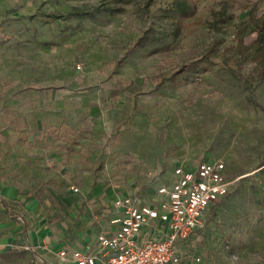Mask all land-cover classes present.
<instances>
[{"label": "rangeland", "instance_id": "rangeland-1", "mask_svg": "<svg viewBox=\"0 0 264 264\" xmlns=\"http://www.w3.org/2000/svg\"><path fill=\"white\" fill-rule=\"evenodd\" d=\"M187 1L177 22L171 0H0V74L38 102L30 130L0 126L1 174L51 205L69 185L148 203L176 166L220 161L233 183L197 252L264 264V0Z\"/></svg>", "mask_w": 264, "mask_h": 264}, {"label": "crops", "instance_id": "crops-1", "mask_svg": "<svg viewBox=\"0 0 264 264\" xmlns=\"http://www.w3.org/2000/svg\"><path fill=\"white\" fill-rule=\"evenodd\" d=\"M34 89L32 86L29 90L23 88L19 81L7 85L6 76L0 74V126L23 123L27 129L33 128L38 119ZM12 111L14 117L9 115ZM2 134L7 133L2 131ZM27 140L32 143L27 146L30 148L34 138L30 136ZM2 142L0 139V147ZM27 155L32 157L33 153ZM4 158L5 153L0 152V264H62L58 258L61 251L68 255L75 251L96 255L97 235L103 230L114 231L109 222L123 216L114 202L128 193L96 187L86 194L69 185V192L55 197L56 202L51 205L20 190L25 184L1 174L8 172L1 169ZM184 169L190 168L184 166ZM71 188L78 189V193ZM161 231V224L155 222L154 227L144 229L142 235L157 237ZM194 241L179 250L180 264H193V255L198 254Z\"/></svg>", "mask_w": 264, "mask_h": 264}, {"label": "built area", "instance_id": "built-area-1", "mask_svg": "<svg viewBox=\"0 0 264 264\" xmlns=\"http://www.w3.org/2000/svg\"><path fill=\"white\" fill-rule=\"evenodd\" d=\"M159 181V178L157 179ZM232 181L220 161L199 162L186 170L176 166L168 185L159 184L150 202L139 193L119 196L114 206L122 218L112 219L114 231L103 230L97 237L96 255L73 252L58 255L62 264H180V249L189 246L204 232L205 216L229 194ZM74 193L78 189L71 188ZM159 222L161 234L142 235ZM193 264H203L199 254Z\"/></svg>", "mask_w": 264, "mask_h": 264}, {"label": "trees", "instance_id": "trees-1", "mask_svg": "<svg viewBox=\"0 0 264 264\" xmlns=\"http://www.w3.org/2000/svg\"><path fill=\"white\" fill-rule=\"evenodd\" d=\"M187 0H171V7L166 11L167 17L174 21H183L191 16L192 10ZM180 21V22H181ZM257 36L255 46L258 61L264 68V18L255 22Z\"/></svg>", "mask_w": 264, "mask_h": 264}]
</instances>
